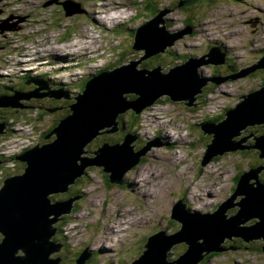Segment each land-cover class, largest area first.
Listing matches in <instances>:
<instances>
[{
    "label": "rangeland",
    "instance_id": "374dc122",
    "mask_svg": "<svg viewBox=\"0 0 264 264\" xmlns=\"http://www.w3.org/2000/svg\"><path fill=\"white\" fill-rule=\"evenodd\" d=\"M59 1L68 0H0V94L33 90L37 84L23 82L29 78H44V75L49 90L61 88L68 93L67 98L20 99L21 105L31 107H0V121L6 122L4 133L0 134V188L7 173L15 170L20 173L23 169L20 161L15 160V164L7 157L14 161L24 150L53 138V135L48 139L44 137L49 129L58 125L88 75L138 59L142 51L131 48L133 30L152 18L154 8L171 10L165 15L168 29L184 28L185 21H190L193 28L190 34L168 47V52L166 49L153 56L148 67L159 64L166 70L181 63L184 56H201L210 45H217L219 51L227 55L226 68L224 64L202 65L200 75L223 78L226 77L223 75L238 74L235 79L205 88L203 96L189 106L186 105L188 99L171 100L164 94L136 116H132L130 108L119 112L117 130L107 133L103 131L109 127L98 129L97 132L102 133L87 143L88 151L98 149L97 145L104 142L116 143L126 133L136 136L135 150L155 137L163 145L149 146L140 162L124 174L121 184L110 182L109 173L93 165L66 191L50 194L54 199L81 196L73 200L72 210L64 221L54 224L57 230L52 238L62 242L60 251L53 255L60 256L58 264H73L86 247L90 256L83 264H130L141 255L148 236L158 230H163L167 236L180 228L179 221L170 217L178 200L184 201L189 213H210L230 197L237 174L262 162L258 151L249 148L214 156L201 166L212 134L204 132L200 125L205 118L218 116L233 107L240 100L239 96L264 82V68L249 69L264 55V0H208L190 6H178V0H72L77 7L67 6L79 8L72 14H67L66 10L71 9L64 10ZM121 19L126 22H119ZM147 60L143 59L138 66H144ZM38 91L47 92V89ZM14 109L18 112L12 114ZM155 116L168 122L157 125L159 119ZM132 120L135 121L133 126ZM165 131L173 137L168 139ZM263 132L264 124L253 125L242 130L240 136L252 133L251 136L259 137ZM147 167L150 175L146 173ZM141 168L145 172L140 173ZM258 178L264 182V169ZM147 182L154 184L152 189L158 193L153 199ZM240 198L241 195H237L232 203L239 202ZM118 199L122 200L121 204ZM235 208L229 207L227 215L234 213ZM122 209L137 212L141 217L128 220L123 237H112L115 245L107 250L105 247L111 246L103 236L107 231L104 228L106 224L117 223ZM251 220L254 219L246 224ZM255 240L250 243L241 238L227 239L225 244L229 249L213 252L199 264H264V252L259 246L262 241ZM185 248L183 242L173 244L168 258H176Z\"/></svg>",
    "mask_w": 264,
    "mask_h": 264
},
{
    "label": "water",
    "instance_id": "95a60500",
    "mask_svg": "<svg viewBox=\"0 0 264 264\" xmlns=\"http://www.w3.org/2000/svg\"><path fill=\"white\" fill-rule=\"evenodd\" d=\"M204 2L207 0L200 1ZM195 3L198 0H182L178 6ZM61 4L64 10L71 9L69 12L66 10L67 14L79 10L67 6H76L71 1ZM164 13L160 12L136 30L131 48L144 51L140 58L91 76L73 97L69 113L44 137L48 139L53 135V138L15 156V160L24 163L23 169L20 173L6 176L0 188V264H58L60 257L51 256L62 246L52 238L57 230L54 224L71 212L73 200L81 196L54 199L50 194L66 191L88 166L93 165L109 173L110 182L121 184L124 174L140 162L149 146L163 145L155 137L135 150L133 140L136 136L126 133L120 142H104L91 151V155L87 154V143L93 136L102 133H98V129L109 127V130L103 131L107 133L117 130L119 112L130 108L137 113L164 94L169 95L171 100L188 99L186 105L189 106L208 81L218 84L238 75L223 78L200 75L198 69L201 65L225 63V53L217 47H211L199 57H189L164 72L160 66L139 68L141 60L165 51L175 39L192 31L188 25L178 33H166L164 27L158 25L163 22L161 17ZM258 68H264V55L250 70ZM29 82L38 86L27 92L11 89V94H0V107H31L17 102L29 97H68V93L61 88L49 90L48 83L38 78H29L23 83ZM40 89H47V92L39 93ZM130 94L134 97L129 98ZM261 123H264V84L242 95L241 100L225 112L221 121L200 125L204 132L212 134L201 166L214 156L249 148L258 150L262 162L242 171L231 196L210 213H189L191 211L184 208V201L178 200L170 217L179 221L180 228L167 236L163 230L148 236L141 255L130 264H199L206 254L229 249L230 246L224 243L226 239L234 238L245 242L260 239L264 252V182L258 178L264 169V133L254 136L252 144L245 143L252 133L239 137L248 125ZM5 126L6 122L0 121V134L4 133ZM237 195H241L239 202L232 203ZM233 206H237L236 212L227 215L229 207ZM250 219L254 221L246 224ZM181 242L186 245L184 251L169 259L168 250L173 244ZM86 248L75 264H83L89 258L90 252Z\"/></svg>",
    "mask_w": 264,
    "mask_h": 264
},
{
    "label": "bare ground",
    "instance_id": "6f19581e",
    "mask_svg": "<svg viewBox=\"0 0 264 264\" xmlns=\"http://www.w3.org/2000/svg\"><path fill=\"white\" fill-rule=\"evenodd\" d=\"M111 9V8H110ZM113 9V8H112ZM114 10V9H113ZM112 10V11H113ZM211 27V26H210ZM207 33V32H206ZM210 33V32H209ZM231 36V35H230ZM209 37V36H208ZM226 39V38H225ZM261 42V41H260ZM228 43V42H227ZM258 43V42H257ZM89 44V43H88ZM255 47V46H254ZM37 53V52H36ZM27 55H29V53H26ZM75 54V53H74ZM31 55L32 54H30V58H32L31 57ZM70 55V54H69ZM33 56V55H32ZM39 56H41V54H39L38 55V57ZM29 57V56H28ZM27 57V58H28ZM49 57V56H48ZM47 57V58H48ZM33 59H35V57H33ZM39 59V58H38ZM29 60H31V59H29ZM41 60V59H40ZM41 62V61H40ZM44 63V62H43ZM64 66V65H63ZM247 71V70H246ZM250 72V71H249ZM38 86V85H37ZM19 104H20V99H18V101H17ZM155 119H159V121H158V123H157V125H162V123H165L166 124V122H168V121H166L165 120V122L164 121H162V120H160V117H156L155 116ZM170 121V120H169ZM164 127V126H163ZM48 129V128H47ZM164 133V132H163ZM165 133L167 134V138L168 139H170L171 137H173L171 134L169 135L168 134V132H166L165 131ZM182 137V136H181ZM26 138V137H25ZM24 140V139H23ZM14 145V144H13ZM149 170H150V168H146V173L148 174V175H150L151 173L149 172ZM140 173H143V172H145V170L143 169V168H141L140 170ZM139 171H138V174H140L139 173ZM152 172V171H151ZM158 175H154L153 177H157ZM140 180H143V177H141L140 178ZM169 181V180H168ZM147 184H149V187L151 188L150 189V196H151V198L153 199L155 196H157V192H156V190L155 189H152L153 187H154V184H150L149 182H147ZM93 190H94V188H93ZM97 193V192H96ZM209 195V194H208ZM148 196V195H147ZM94 197V196H93ZM150 198V202L149 203H151V202H153V200ZM117 202L118 203H122V200L121 199H118L117 200ZM209 202V201H208ZM206 203L207 202H205V203H203V205H206ZM93 205H94V201H93ZM125 205V204H124ZM117 206V205H116ZM151 206V205H150ZM196 207H199L198 205H195ZM120 218L117 220V223H115V224H112V225H109V226H107V224H106V228H104L105 230H107L105 233H104V235L103 236H105V238H108V240H109V242H110V246H111V248L110 247H105L107 250L109 249H112L113 247H112V245H115V244H113L112 242H111V239H112V237H114V236H121V237H123V232L125 231V226L128 224V220H130V219H133V221H135L138 217H141L140 215H139V213H137V212H130V211H127V210H125V209H122L121 210V213H120ZM102 228V226H100V228L99 229H101ZM99 232H100V230H99ZM101 233V232H100ZM102 236V237H103ZM101 237V236H100ZM115 240H117V239H115ZM97 244V243H96Z\"/></svg>",
    "mask_w": 264,
    "mask_h": 264
},
{
    "label": "trees",
    "instance_id": "16d2710c",
    "mask_svg": "<svg viewBox=\"0 0 264 264\" xmlns=\"http://www.w3.org/2000/svg\"><path fill=\"white\" fill-rule=\"evenodd\" d=\"M177 2H178V1H177ZM159 9H160V8H159ZM159 9L154 8L155 13H157V12L159 11ZM152 13H153V11H152ZM155 13H154V14H155ZM154 14H153V15H154ZM185 23H186V24H190V25H192V23H191L190 21H185ZM140 55H141V52L138 53V57H139ZM155 57H156V56H155ZM185 57H187V56H185ZM152 58H154V57L151 56V57L147 58L148 60H147L146 64H144V66H140V67H145V68H152V67H155L156 65H154V66H150V67L147 66V63H148L149 60L152 59ZM183 59L185 60V58H183ZM145 60H146V59H145ZM184 60H183V61H184ZM157 65H158V64H157ZM214 77H215V76H214ZM42 78H43V77H42ZM44 79H46L45 75H44ZM87 79H88V77H87L83 82L85 83ZM84 83L81 84V87L84 85ZM211 85H212V86H211ZM213 86H215V85L212 84V83H209V84H206L203 88L205 89V88H207V87H213ZM204 92H205V91H204ZM200 96H203V94L200 95ZM130 97H134V95H133V94H130ZM226 109H227V108H226ZM226 109L224 110V112H222V113L219 114L218 116H214V117L211 116V118H207V119H205V120L202 121V122L204 123L206 120H207V122H208V121H212V122L220 121V120L223 118V116L225 115V111H226ZM14 112H18L17 109H14V111H12V114H15ZM68 113H69V108H66V113H65L63 116H61V117L63 118V117L66 116ZM131 114H132V116H136V114H134L133 112H131ZM0 118H1V117H0ZM4 121H5V120H4ZM131 123H132L131 125L133 126V124H135V121L132 120ZM51 129H52V128H51ZM51 129H49V130L51 131ZM49 130H48V131H49ZM48 131H47V133L50 132V131H49V132H48ZM263 133H264V132H263ZM238 138H239V137H236V139H238ZM98 146H99V145H97L96 148H98ZM244 150H245V149H244ZM92 151H93V150H92ZM89 152H91V151H88V153H89ZM91 153H92V152H91ZM1 156H2L1 158L4 157V155H3L2 153H1ZM7 159H8L9 161H11V162L14 163V161H12V159H11L10 157H7ZM20 163H21V165H22V167H23V166H24V163H22V162H20ZM14 172H15V173H16V172H19V170H15ZM14 172H9V174H10V173H14ZM239 174H240V173H239ZM239 174H237V176L235 177V182H234L233 190H234V188H235V186H236V183H237V180H238V176H239ZM6 175H7V174H6ZM80 177H81V176H80ZM78 178H79V177H78ZM72 195L74 196L75 194H72ZM51 197H52V196H51ZM66 198H68V197L58 198V199H66ZM236 209H237V206H236V208H235V212H236ZM235 212H234V213H235ZM232 214H233V213H232ZM251 221H254V220H251ZM251 221H250V222H251ZM250 222H249V223H250ZM56 240L58 241V239H56ZM226 240H227V239H226ZM233 240H234V239H233ZM253 241H257V240H253ZM253 241H252V242H253ZM225 242H226V241H225ZM250 243H251V241H250ZM224 244H225V243H224ZM225 245H226V244H225ZM261 245H262V243L259 245L260 248H261ZM211 254H213V252L208 253V254L204 257V260H206L207 258H209Z\"/></svg>",
    "mask_w": 264,
    "mask_h": 264
},
{
    "label": "flooded vegetation",
    "instance_id": "af4514ba",
    "mask_svg": "<svg viewBox=\"0 0 264 264\" xmlns=\"http://www.w3.org/2000/svg\"><path fill=\"white\" fill-rule=\"evenodd\" d=\"M253 142V140H249L248 141V144H251ZM255 151H256V149H255ZM66 217V215H63L62 216V218L60 219V221H58V223L60 222V223H62L63 221H64V218ZM58 242H60V240H58ZM61 244H62V242H60ZM62 247V246H61ZM61 249V248H60ZM60 251V250H59ZM59 251H57V252H54V253H52V257H56V256H53L54 254H56V253H58ZM78 256H79V254H78ZM77 256V257H78ZM60 257V256H59ZM77 257H75V260L73 261V264H75V261H76V259H77Z\"/></svg>",
    "mask_w": 264,
    "mask_h": 264
}]
</instances>
